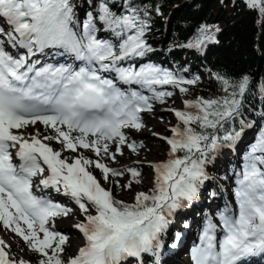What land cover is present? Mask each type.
<instances>
[{
    "label": "snow or ice",
    "instance_id": "1",
    "mask_svg": "<svg viewBox=\"0 0 264 264\" xmlns=\"http://www.w3.org/2000/svg\"><path fill=\"white\" fill-rule=\"evenodd\" d=\"M243 2L264 16V0ZM74 9L72 0H0V22L7 25L0 27V225L40 255L38 264H131L145 253L158 257L169 217L196 199L207 179L209 159L253 128L254 122L244 119L249 78L234 81L213 74L222 95L184 100L185 110H172L178 125L171 129V137H162L169 145L168 159L150 164L153 186L125 203L88 169H99L105 182L124 172L78 150L97 157L103 153L113 161L123 154L121 146L138 153L143 144L129 143L123 130L139 131L144 126L141 113L151 111L153 101L164 103L173 95L163 86L186 94L184 85L196 84L199 77L185 79L151 63L137 67L135 61L152 51L145 39L149 13L130 0H124L120 14L106 0H99L95 15L90 11L83 19ZM101 30L112 38L98 37ZM199 32L197 41L184 47L201 49L216 42L207 27ZM5 44L16 54L6 51ZM61 58L66 62L59 63ZM37 123L54 135L41 139L37 132L26 138L20 131ZM44 141H55L62 151L78 155L69 162ZM112 144L115 153L110 151ZM126 171L133 179L116 187L141 183L138 170ZM37 176L43 177L39 181L43 189L69 197L83 216L74 225L83 246L67 261L63 253L69 237L52 230L54 222L49 224L71 209L37 196L33 191ZM235 176L236 208L225 205L217 213L219 228L206 218L199 243L191 249L192 264H249L254 257L264 258V123L246 146ZM217 232L222 233L219 239ZM6 248L0 240V264H26L10 258Z\"/></svg>",
    "mask_w": 264,
    "mask_h": 264
},
{
    "label": "trees",
    "instance_id": "2",
    "mask_svg": "<svg viewBox=\"0 0 264 264\" xmlns=\"http://www.w3.org/2000/svg\"><path fill=\"white\" fill-rule=\"evenodd\" d=\"M106 2L116 14H120L124 9V0H106ZM72 3L75 5L77 18L83 19L90 11L96 14L99 0H72ZM130 3L146 9L149 13L150 28L145 39L152 51L135 61L137 67L151 63L185 79L198 76L199 80L196 84L184 85L188 88V92L180 93L183 101L222 95L219 91L220 86L213 79V74L224 75L234 81L247 76L250 86L245 101L244 119L254 122L255 135L260 124L264 123V115H262L264 113V91H262L264 89V16L248 9L243 0H130ZM97 25L102 29L99 21ZM201 27H207L209 33L214 34L216 42L206 43L201 49L184 47L197 41ZM98 37L112 38L102 30L98 32ZM200 76H203V79ZM177 125L178 122L175 127ZM236 127L238 129L239 125L237 124ZM60 148L62 149L61 145ZM64 152H67L70 161L73 153ZM214 156L207 164H211ZM86 157L97 160L92 155ZM88 170L96 179H103L99 169L92 166ZM206 175L216 189L215 196L221 200L219 206L227 205L232 199L225 194L228 175H218L216 172H206ZM113 195L118 200L130 203L119 195ZM208 195L206 185L202 184L197 196L205 205L210 202ZM176 211L179 212L178 222L174 224L176 228L170 223L163 233L166 237L165 250L168 253L174 249L172 244L180 245L184 240V234L192 231L191 225L196 219L200 220L201 225L205 222L199 215L200 209L196 212V208H190L188 212L181 207ZM185 224L188 227H184ZM189 249V246L186 247V251L180 254L182 264H192ZM27 255L31 264H38L41 259L40 255L33 251H29ZM150 256L153 257L146 260L148 264H156L155 262L159 261L158 257Z\"/></svg>",
    "mask_w": 264,
    "mask_h": 264
},
{
    "label": "rangeland",
    "instance_id": "3",
    "mask_svg": "<svg viewBox=\"0 0 264 264\" xmlns=\"http://www.w3.org/2000/svg\"><path fill=\"white\" fill-rule=\"evenodd\" d=\"M0 27H5L7 28V25L3 24L0 22ZM5 50L11 52L13 49L8 47L7 44H5ZM23 51V50H21ZM66 62L64 58H61L59 60V63H64ZM70 62V61H68ZM79 65V62H76V66ZM107 75V74H106ZM200 78L203 79V76H200ZM118 86L122 89H126L129 86L127 85H122L118 84ZM133 89L139 90L138 86L132 85L130 86ZM162 90H167V91H172L173 95L169 98L165 99L164 103H159L156 101H153V107L151 111H145L141 113V118H146L152 120V124L149 125L146 130H133V129H124L123 131L125 132V135L128 138V142L131 143L133 142L135 137H143V143H144V148L139 149L138 153H133L131 152L126 146H121L122 147V152L124 155V162L121 164L120 168L115 169L112 162L110 161L108 157H106L103 153L99 157H97L94 153L91 151L83 150L80 149L78 150L79 152H83L85 156L92 155L95 157L97 160H99L101 163L106 164L109 168L115 169L117 171H122L124 172L123 176H116V177H109V180L105 182L104 179H97L100 184L105 188V189H110L113 191V194L119 195L122 197L124 200H127L128 202L132 203L134 201V197L137 192H148L152 185L154 173L152 168L150 167L151 163H158L161 161H165L168 159V152H169V145L166 142V139H162V137L167 138L171 137V129L175 127L176 123L178 122L174 112L172 110H185L184 109V103L183 99L180 96V92L172 88L171 86H163ZM147 95L148 93H144ZM152 118V119H151ZM160 122V123H159ZM23 135L27 138L30 135H36L37 132L40 133V138L43 139L44 135H54L51 129H46L43 125L37 123L34 126H29L26 129L20 130ZM141 131V132H140ZM155 134V135H154ZM73 135H77V133H74ZM254 129H248L241 137V139L233 145V148L230 147H221L217 152H215V156L212 159L211 164H206L205 165V173L208 172H216L218 175L226 174L228 175V182H227V188L225 190V194L227 196H231V201L228 202V206H230L233 210L236 208V203H235V198H234V189L236 187V176L235 173L240 170L241 168V163H242V156L244 152L246 151V146L244 149L240 146H238L239 143L241 142H248L250 144L253 139H254ZM131 139V141H130ZM133 139V140H132ZM162 141V142H161ZM46 144H48L50 147H52L56 151H62L60 148V144L52 141H44ZM161 146H160V145ZM110 151L112 153H115V145L112 144L110 145ZM222 151V153H221ZM67 152L62 151V157L61 158H68V155L66 154ZM221 153V155H219ZM238 154V155H237ZM78 153H73L72 158L77 156ZM235 155V156H234ZM238 158V159H237ZM71 162V160L69 161ZM240 163V167H239ZM128 168H138L139 172L141 173L139 179L141 183H132L131 187L128 189H123L120 187H116V184L119 183L121 185L129 183L133 178L131 177L130 173L126 171ZM37 176L33 178V187L34 189L37 188V184L34 185V183H37L42 179L43 177ZM119 179V182H118ZM204 185H206L208 192H209V197H210V202L205 205L204 202H201L199 197L197 196L195 200L191 202V204H188L185 202V206L183 207L186 211L189 212V209L191 208H196V212L198 209H200L199 215L201 216L202 219L206 220V218H211L213 223L217 225V228L220 226V222L217 216V213L222 210L225 205L222 207L219 206L220 199L215 196L216 194V189L213 186V183L210 181V179L207 177L206 180H204ZM34 193L37 196H47L48 199L52 200L54 203H59L61 206L66 207L68 209H71L69 214L67 216H60L61 220L57 221V223L54 225L57 226V229L54 231L60 232L62 234H66L70 229L71 238L76 241V245L78 247L83 246V237L79 233V231L74 227V225L80 223L83 221V216L81 215L80 209L78 206L69 198L66 196H63L57 192H55L52 189H43V186L41 188V191H36L34 190ZM218 205L215 206V203ZM211 212V214H210ZM206 213V214H204ZM94 214V211L92 212ZM178 215L179 212L175 211L169 218L172 226L178 222ZM193 217V216H192ZM215 218V219H213ZM63 222L66 229L60 226L59 222ZM200 221V220H199ZM198 219H196L193 224L191 225L192 231L189 233L186 232L184 234V240L181 241L180 245L176 244V247L173 250H170V253H168L167 250H165V245H163L162 248L159 250V256L158 259L159 261L156 262V264H182L181 259H180V254L183 251H186V247L189 244H192V240H195V244L199 243V235L201 233L202 228L204 227L205 222L203 224L197 223ZM53 221H50L51 225ZM173 228H176V225L173 226ZM199 229V231H198ZM65 230V232H64ZM78 231V236L76 235L74 237V232ZM195 237V238H193ZM166 237L164 234L161 235V246L162 242L164 244ZM0 240H3L7 245L8 248L5 249V251L8 253L9 257L16 260V261H24L26 264H31L30 261L28 260V252L30 251L28 249V246L24 243V241L18 237L15 236L14 239H10V235L8 233V230L5 229L2 225H0ZM65 251L63 253V258L65 261H67L69 258L74 256L76 254V249L71 248V246L66 243L64 246ZM155 251V250H154ZM162 252V253H161ZM177 254V255H176ZM146 255V256H145ZM154 255V254H150ZM149 254H143L142 260L139 261H132L131 264H148L147 259L150 257L152 258L153 256H150ZM155 258H157V255ZM163 256V257H162ZM171 256V257H170ZM175 256V257H174ZM145 259V260H144ZM163 260V261H162ZM141 261V262H140ZM166 261V262H165ZM171 261V262H170ZM175 261V262H174Z\"/></svg>",
    "mask_w": 264,
    "mask_h": 264
},
{
    "label": "bare ground",
    "instance_id": "4",
    "mask_svg": "<svg viewBox=\"0 0 264 264\" xmlns=\"http://www.w3.org/2000/svg\"><path fill=\"white\" fill-rule=\"evenodd\" d=\"M11 53L13 54V55H15L16 54V52L14 51V50H12L11 51ZM68 62V61H67ZM71 62V61H70ZM152 119V118H151ZM142 123H143V127L140 129L141 131L142 130H146V128L149 126V125H151L152 124V120H150V118L149 119H144V118H142ZM160 123V122H159ZM140 131V132H141ZM133 140V139H132ZM143 140H144V138L143 137H135L134 138V140H133V142H135V143H137V144H143V147L142 148H144V143H143ZM130 141H131V139H130ZM132 142V141H131ZM247 143L248 142H241V143H239L238 144V146H240L241 145V147L244 149V147L245 146H247ZM142 148H140V149H142ZM246 149V148H245ZM221 153H222V151H221ZM221 153L219 154V155H221ZM238 155V154H237ZM235 156V155H234ZM15 159V158H14ZM238 159V158H237ZM111 162H112V164H113V166H114V168L115 169H119L121 166V164H123V162H124V155L122 154V155H116V158H115V161H113L112 159L110 160ZM242 164V163H241ZM239 167H240V163H239ZM113 168V167H112ZM41 178V177H40ZM118 182H119V179H118ZM35 184H37V186H40V188H42V185H39V181L37 182V183H34V185ZM34 190H36V188L34 189ZM220 204V203H219ZM218 205V201H217V203H215V206H217ZM61 220V217L60 216H58V217H56V218H54V223L56 224L57 223V221H60ZM58 224V223H57ZM59 224H60V226L61 227H63L64 229H66V227H65V225H64V223L61 221V222H59ZM49 226H51V225H49ZM55 229H57V226L56 225H54V228L52 229V230H55ZM71 230V229H70ZM68 231L66 234H64V235H66V236H68L69 237V239H68V244L71 246V248H73V249H76V251L78 250V246L76 245V241H74L71 237V234L72 233H70L71 231ZM198 231H199V229H198ZM64 232H65V230H64ZM74 232V231H73ZM8 233H9V235H10V239H14L15 238V234L13 233V232H11L10 230H8ZM63 233V232H62ZM78 234V231H77V233H76V231L74 232V237L76 236ZM221 234L222 233H218L217 232V238L219 239L220 238V236H221ZM41 235V237H42V233L40 234ZM78 236V235H77ZM160 240H161V237H160ZM162 253V252H161ZM177 255V254H176ZM146 256V255H145ZM159 256V255H158ZM144 256H142L141 257V259L140 260H142V258H143ZM163 257V256H162ZM171 257V256H170ZM175 257V256H174ZM145 260V259H144ZM163 261V260H162ZM264 261V258H261V257H254V258H252V260L251 261H249V264H256V263H262ZM141 262V261H140ZM166 262V261H165ZM171 262V261H170ZM175 262V261H174ZM156 263V262H155ZM163 264V263H162ZM174 264H176V263H174Z\"/></svg>",
    "mask_w": 264,
    "mask_h": 264
}]
</instances>
